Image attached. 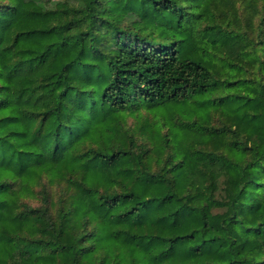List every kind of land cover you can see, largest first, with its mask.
Wrapping results in <instances>:
<instances>
[{
	"label": "trees",
	"instance_id": "16d2710c",
	"mask_svg": "<svg viewBox=\"0 0 264 264\" xmlns=\"http://www.w3.org/2000/svg\"><path fill=\"white\" fill-rule=\"evenodd\" d=\"M0 264H264V0H0Z\"/></svg>",
	"mask_w": 264,
	"mask_h": 264
}]
</instances>
